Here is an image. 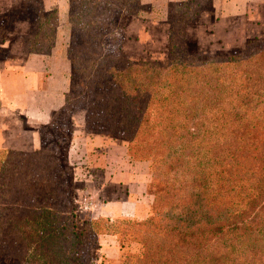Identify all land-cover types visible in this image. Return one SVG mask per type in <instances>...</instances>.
<instances>
[{
  "label": "trees",
  "instance_id": "obj_1",
  "mask_svg": "<svg viewBox=\"0 0 264 264\" xmlns=\"http://www.w3.org/2000/svg\"><path fill=\"white\" fill-rule=\"evenodd\" d=\"M126 1L66 0L69 71L56 115L82 112L86 129L126 139L127 158L147 164L151 213L132 222L147 236L136 264H264V41H248L241 53L187 56L183 29L195 13L184 5L187 20L169 23L164 61L126 60L103 46L120 13H133L124 8ZM56 27L54 11L41 15L37 32L23 42L25 50L49 52ZM53 123L50 119L43 130L52 134ZM54 155L44 149L16 154L27 158L25 180L18 179L14 160L0 163V189L13 188L31 203L52 202L60 192L48 176ZM60 199L68 205L66 194ZM36 207L28 222L48 234L39 240L33 231L28 238L34 245L31 264H84L83 247L97 223L72 224L69 243L53 232L65 216ZM122 224L127 225L105 226L115 231ZM42 248H58L60 257Z\"/></svg>",
  "mask_w": 264,
  "mask_h": 264
},
{
  "label": "rangeland",
  "instance_id": "obj_2",
  "mask_svg": "<svg viewBox=\"0 0 264 264\" xmlns=\"http://www.w3.org/2000/svg\"><path fill=\"white\" fill-rule=\"evenodd\" d=\"M49 1L46 3L47 6L53 2L58 3L60 0ZM213 1L215 0H138V2L127 0L124 8L132 9L133 13L125 10L120 13L113 32L103 40L105 51L130 61H164L167 55L169 23L180 24L187 20L182 14L185 6L188 13H195L183 29L182 48L187 56L201 58L241 53L245 50L248 41H264V10L261 12L257 5L251 4L249 11L244 13V18L240 13L245 0H233L235 5L227 4L223 0L222 4H219L221 5L219 13L214 12ZM65 2L66 0H62V8H65ZM18 3L21 9H15L3 15V21L0 17V35L11 31L14 23L17 22L26 23L27 30L31 33L35 31L37 18L41 17L43 10L41 0H25V3L23 0H16L14 6ZM71 5L79 8L80 3L71 2ZM237 14L240 15L236 19ZM230 16L233 18L229 21H220ZM57 28L55 31L56 47L44 60L45 69L61 77L63 94L67 89L66 80L69 71L68 62L65 59L68 39L66 17ZM60 45L61 53L57 49ZM24 51L27 52L25 48ZM36 99V96L29 95L28 100L31 104L27 111L37 112L39 103H32ZM62 105L61 98V105L58 109H61ZM58 109L52 111L50 115L54 123L51 125L53 130L48 132L52 134L43 130L42 124L28 123L26 119L20 117L17 125L11 130L13 134L12 138H9L10 147L0 149V163L14 160L20 180L21 178L25 180L23 162H26L27 158L16 157V154L27 155L42 149L55 153L48 161V176L52 180L53 187L57 185L61 192H56V197L52 202L46 200L38 203L34 200L31 203L25 194L20 192L16 195L13 188L7 192L0 189V240L6 241V244L5 242L0 244V264H31L28 256L33 255L34 245L31 239L29 240L30 245L27 243L28 238L33 236V231H37L33 238L37 236L39 240L42 237L46 239L48 234L46 229L40 234V227H31L28 222L30 220L29 211L31 207L36 206L38 207L34 211H39V208H42L41 212L51 209L53 213L60 214L61 212V216H65L63 221L59 223L57 221L56 230L53 231L56 234L52 233L50 236L65 235L69 243L72 238V224L97 223L96 228L93 229L96 234L89 236V245L83 247V251L87 253L86 262L82 261L84 264H136L142 251L140 243L144 238L147 239V236L144 235L143 228L133 223H141L147 219L151 213V205H149L147 216L141 220L133 216L104 217L100 211L103 203L106 204L111 199L110 194L113 190L116 198H119V195H123L124 192L127 195L128 190L131 191L132 186L137 183L136 181L140 183L139 178H136V174L139 175L141 170L140 166L129 167V163L136 162L130 161L127 155L126 157L123 155L122 150L126 152L127 148L126 139L120 136H108L105 133H92L86 129L82 112H67L63 117L61 114L56 115ZM20 131L25 135L22 136ZM103 155L105 156L102 157ZM108 165L120 167L122 172L128 173L127 178L119 181L120 188H115L116 185L110 184L111 181L107 175L102 176L99 173L101 168L104 169L103 166ZM86 175L87 180H85ZM101 185L108 186L105 197L102 195ZM147 192H151L149 187ZM62 193L63 196L65 194L68 196V205L62 204L60 199ZM148 197L151 203L152 197L149 195ZM40 220L44 225V218L40 217ZM115 221L116 223L125 222L127 225H119L115 231L105 226L106 222L111 224ZM13 222H15L14 225ZM62 223L65 225L63 231L59 229ZM57 230L60 231L57 232ZM64 246L66 249L71 247L68 243ZM58 252V248L50 252L42 248L43 254H55L57 260L60 257ZM40 258L44 260V255ZM52 264L58 263L55 261Z\"/></svg>",
  "mask_w": 264,
  "mask_h": 264
},
{
  "label": "crops",
  "instance_id": "obj_3",
  "mask_svg": "<svg viewBox=\"0 0 264 264\" xmlns=\"http://www.w3.org/2000/svg\"><path fill=\"white\" fill-rule=\"evenodd\" d=\"M10 1L11 0H0L1 18L12 10L21 9L19 3L14 6L16 0L13 3ZM222 1L223 0L213 1L212 7L214 12L219 13L221 11V8H219L221 5L219 4H222ZM224 1L227 2V4L235 5L233 0ZM48 2L50 1L41 0L43 6L42 16H44L46 12L54 11L57 16L58 27L63 19L67 17V3L65 2V8H62V0L58 1V3L53 2L47 6L46 3ZM251 4L257 5L261 12L264 10V0H245L242 6L243 10L240 13L244 18V13L249 11ZM239 15L236 19L239 18ZM231 18L233 17H227L228 20L223 18L220 19V21L226 22ZM37 19H39V17ZM1 21H3V18ZM57 27L56 29H58ZM37 30L38 20L36 21L35 31L33 33L27 30L26 23L17 22L14 23V27L11 31L0 35V149L10 147L9 138H12L13 134L11 130L17 125L18 118H24L28 123L46 125L50 120L51 112L58 109L61 105L63 90L61 77L57 76L55 72L49 73V71L45 69L46 64L44 60L49 56V52L52 53L56 47L55 35L53 45L49 52L29 53L24 51V46L22 47L23 39L31 34H35ZM57 49L58 52L61 53V45L57 47ZM29 95L36 96L37 98L32 102L33 104L36 102L39 103L37 112L32 113L27 111V108H29L31 104L28 100ZM20 133L22 136L25 135L22 131H20ZM122 151L123 155L126 157L124 149ZM104 156L105 155L102 157ZM135 165H139L141 168V170L139 168V175L136 174V178H139L140 183L136 181L137 183L132 186L131 191L128 190L127 195L125 192L123 195L120 194L119 198H116V193L113 190L110 194L111 199L108 203H103V207L101 208L100 214L104 217L133 216L141 220L147 216L150 205V197H148L145 191L149 180L147 164L144 162L129 163V167H134ZM103 168L105 170L101 168L99 173H101L102 176L107 175V178L111 181L110 184L116 185L115 188H120L121 185H119V181L129 176L128 173L122 172L120 167L108 165L107 167L103 166ZM108 169H110V171ZM85 180H87V175L85 176ZM101 189L103 190L102 195L105 197L108 186L101 185Z\"/></svg>",
  "mask_w": 264,
  "mask_h": 264
}]
</instances>
